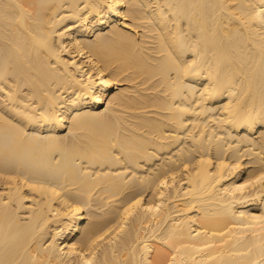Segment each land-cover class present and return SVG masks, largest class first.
Instances as JSON below:
<instances>
[{
	"label": "bare ground",
	"instance_id": "obj_1",
	"mask_svg": "<svg viewBox=\"0 0 264 264\" xmlns=\"http://www.w3.org/2000/svg\"><path fill=\"white\" fill-rule=\"evenodd\" d=\"M0 264H264V0H0Z\"/></svg>",
	"mask_w": 264,
	"mask_h": 264
}]
</instances>
